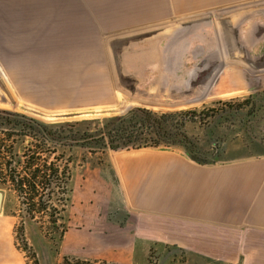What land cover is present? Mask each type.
Listing matches in <instances>:
<instances>
[{"label": "crops", "instance_id": "0c3cea01", "mask_svg": "<svg viewBox=\"0 0 264 264\" xmlns=\"http://www.w3.org/2000/svg\"><path fill=\"white\" fill-rule=\"evenodd\" d=\"M113 1L86 0L74 4L72 12L81 16L87 11H117L113 7L119 6L126 17L144 19L121 30L127 31L236 5L212 7L221 0H170L168 6L164 0ZM258 10L253 44L264 52V7ZM166 12L171 14L152 20L151 15ZM81 18L89 24L95 20L85 13ZM162 40L163 50L170 42L179 44L169 37ZM152 44L150 39L142 42V76L153 74ZM103 49L107 59L105 45ZM175 60L172 47V57L164 56L160 65L169 68ZM227 68L222 91L234 95L237 92L232 91L244 89L249 80L242 68ZM254 76L264 77V73ZM247 91L249 96L253 93L251 88ZM261 92L264 88L256 93ZM240 132L243 142L238 140L232 147L226 141L227 147L220 150L224 156L207 164L197 163L181 148L104 151L105 164L92 169L84 164L63 236L65 255L108 264H151L156 257L157 264H264V148L262 141ZM91 201L95 207L90 210L86 202ZM77 204L84 206L77 210ZM104 210L113 211L115 218L109 222L106 216L94 215ZM0 264H23L5 244L2 227Z\"/></svg>", "mask_w": 264, "mask_h": 264}, {"label": "rangeland", "instance_id": "374dc122", "mask_svg": "<svg viewBox=\"0 0 264 264\" xmlns=\"http://www.w3.org/2000/svg\"><path fill=\"white\" fill-rule=\"evenodd\" d=\"M253 1L258 0H221L213 2L212 4H218L212 7H222L233 3L240 5ZM84 2L86 0H0V72L17 103L49 114L106 109L118 107L122 103L125 97L114 86L110 64L103 49V41L105 43L108 37L104 34L138 26L144 19L132 18L130 15L126 17L128 15L125 11H121L117 6L113 7L117 11L83 12L81 16L79 15L80 18L85 13V15L90 14L93 20L95 19L93 24L85 23V20L78 16L80 12H72L74 4H84ZM164 2L165 6H168L167 3L171 1L164 0ZM168 14L171 12L151 16L152 20H156ZM228 72L229 69L225 67L206 99L200 104L175 108L143 106L130 101L127 110L121 115L133 108L172 113L200 110L204 107L217 108L215 105L219 102L236 105L249 96L248 88H251L252 94L264 88V77L252 76L248 85L243 86L244 89L236 88L232 93H237L230 95L231 91H222L224 89L222 85L226 82L221 83L222 79L227 78ZM244 93L245 95H242ZM5 111L50 127H60L58 125L62 123H70L73 128L64 126L63 130H71L73 135L76 131L82 132L85 127L81 124L76 126L73 123L94 120L96 122L91 124L90 129H101L103 119L108 118L44 121L23 114L15 108ZM233 124L235 125L236 122H224L219 129L215 130L212 137H206L205 128L194 124L187 123L184 131L189 138H194V145L198 150H202V153L216 148V152H209V156L199 158L212 161L224 156L220 150L227 147L228 141L232 147L236 146L238 140L243 142L240 126ZM253 125L251 136L262 141L264 148V113H259ZM18 132V128L0 126V145L3 148L2 158H4L1 163L4 165L2 167L4 173L6 174V165L11 161L7 152L11 151L13 155L20 156L28 147L32 153L43 156L48 163L54 165V169L57 170V184L46 203V210L41 212L37 207L28 209L22 206L21 200L9 184L0 188L6 195L4 212L0 214V227L4 229L5 244L11 245L13 252L18 255L23 264H64L65 258L70 264H108L96 261L77 262V259L65 255L61 236L67 230V218L69 214H72L73 209L72 202L76 201L73 189H76L82 166L85 164L86 169H92L105 164L107 161L105 153H94L91 150L94 147L85 149L80 145L81 143L79 145L69 143L70 145L62 147L59 144L34 141L31 138H24L23 143H20L16 134ZM80 185L83 186L82 182ZM77 205V210L79 206H84ZM86 206L90 210L95 207L92 201L86 202ZM94 215L98 218L106 216L109 222L115 218L113 211L94 212ZM59 217L63 218V221L57 220ZM54 221H56L55 225ZM157 262L156 257L151 264H157Z\"/></svg>", "mask_w": 264, "mask_h": 264}, {"label": "water", "instance_id": "95a60500", "mask_svg": "<svg viewBox=\"0 0 264 264\" xmlns=\"http://www.w3.org/2000/svg\"><path fill=\"white\" fill-rule=\"evenodd\" d=\"M261 7H264V0L109 34L104 45L114 86L125 97L118 107L45 113L17 103L0 72V110L15 108L44 121H66L119 116L127 110L130 101L143 106L175 108L200 104L227 66L242 68L249 81L250 77L264 73V52L253 44L254 15ZM163 37L178 40L179 46L170 42L163 50ZM147 39L153 41L149 52L154 68L152 75L142 76V42ZM172 47L176 60L171 67H163L160 63L164 56L172 57ZM261 48L264 49V45ZM21 118L35 123L24 116ZM5 198L4 191L0 190V213Z\"/></svg>", "mask_w": 264, "mask_h": 264}, {"label": "trees", "instance_id": "16d2710c", "mask_svg": "<svg viewBox=\"0 0 264 264\" xmlns=\"http://www.w3.org/2000/svg\"><path fill=\"white\" fill-rule=\"evenodd\" d=\"M215 106L217 108L204 107L200 110L172 113L133 108L124 115L104 118L101 129H90L91 124L96 122L94 120L73 123L76 126L80 124L85 126L82 132L76 131L74 135L71 130H63L64 126L73 128L70 123H62L58 125L60 127L52 125L50 127L43 123L28 122L22 119L21 115L0 110V126L18 128L19 132L16 134L20 143H23L24 138L59 144L62 147L70 145L69 143L78 145L81 143L80 145L85 149L94 147L91 149L94 153L181 148L197 163L207 164L212 161L199 158L209 156L211 152L216 151V148L205 153L198 150L193 143L194 138H189L184 131L186 124L201 126L205 128L206 137H212L211 135L215 134V130L219 129L221 124L233 121L251 137L253 122L258 118L259 113H264V92L252 94L236 105L219 102ZM7 136L11 135L7 134ZM2 150L0 145V188L9 184L21 200L22 206L28 209L37 207L39 212L45 211L49 196L53 194L57 184V170L54 169V165L48 163L43 156L32 153L27 147L20 156L13 155L11 151L7 152L11 161L6 165L5 174L2 168L4 165L1 163L4 159ZM57 220L63 221V218L59 217ZM53 224L55 225L56 221ZM77 262L83 261L77 260ZM63 263L70 264L66 258L63 259Z\"/></svg>", "mask_w": 264, "mask_h": 264}]
</instances>
